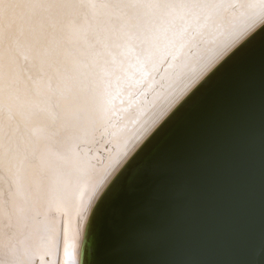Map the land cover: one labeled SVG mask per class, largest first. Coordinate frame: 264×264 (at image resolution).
<instances>
[{"label":"snow or ice","instance_id":"6c2138e0","mask_svg":"<svg viewBox=\"0 0 264 264\" xmlns=\"http://www.w3.org/2000/svg\"><path fill=\"white\" fill-rule=\"evenodd\" d=\"M257 75L264 140V0H0V264H138L126 224L250 142Z\"/></svg>","mask_w":264,"mask_h":264},{"label":"water","instance_id":"95a60500","mask_svg":"<svg viewBox=\"0 0 264 264\" xmlns=\"http://www.w3.org/2000/svg\"><path fill=\"white\" fill-rule=\"evenodd\" d=\"M258 72V69H257ZM246 139L226 147L193 174L187 191L171 192L126 224L138 234L125 258L138 264H264V140L260 83L251 92ZM145 191L139 198L147 199Z\"/></svg>","mask_w":264,"mask_h":264},{"label":"bare ground","instance_id":"6f19581e","mask_svg":"<svg viewBox=\"0 0 264 264\" xmlns=\"http://www.w3.org/2000/svg\"><path fill=\"white\" fill-rule=\"evenodd\" d=\"M181 85H177V88H179ZM164 103L163 98H159L155 101V105L156 106H160ZM150 113L146 112L141 116V120H146L148 119ZM133 129L136 127L135 125L132 126ZM120 146H117V150H119ZM102 187V185H101ZM99 193V188H97L95 191L93 190V188L89 185H85L82 187L81 192H80V196L82 197V199L87 202L89 200V198H94L95 195H97ZM57 257L55 255L49 256L47 258L48 264H55Z\"/></svg>","mask_w":264,"mask_h":264}]
</instances>
